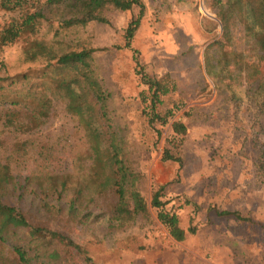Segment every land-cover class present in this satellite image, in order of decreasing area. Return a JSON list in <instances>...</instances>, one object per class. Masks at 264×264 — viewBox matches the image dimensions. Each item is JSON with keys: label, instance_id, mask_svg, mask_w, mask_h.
I'll return each instance as SVG.
<instances>
[{"label": "rangeland", "instance_id": "1", "mask_svg": "<svg viewBox=\"0 0 264 264\" xmlns=\"http://www.w3.org/2000/svg\"><path fill=\"white\" fill-rule=\"evenodd\" d=\"M143 3L131 49L124 47V34L138 7H109L103 11L108 22L71 27L61 26L69 15L65 4L27 0L15 11L0 7V29L26 11L41 10L34 38L57 57L92 48V71L104 91V99L97 101L103 116L96 111L72 114L60 86L74 75L71 70L57 69L56 59L43 56L25 61L23 49L33 38L28 35L0 49V93L15 88L8 87L12 76L27 72L29 83L43 82L51 99L48 117L28 130L18 121H26L30 110L0 101V165L9 163L17 182L14 189L7 185L0 199L31 224L67 236L75 256L69 258L72 264H264V76L247 80V71L238 70L250 61L264 67V42L258 41L264 36V0ZM133 50L151 75L167 73L177 82L175 97L182 105L175 116L188 128L181 165L161 160L169 127L157 138L141 114L142 86ZM221 51L232 55L229 75L220 72ZM12 111L16 128L4 124V114ZM86 122L101 134L103 147L112 134L123 145L148 202L153 183L166 185V198L177 208L180 225L194 226L193 234L176 241L151 209L148 217L137 214L126 221L120 216L114 189L100 185L106 176L94 168V138ZM65 176L68 184L58 195L52 183ZM79 188L73 218L69 207ZM124 207L131 212L130 202ZM217 211L238 212L251 221ZM18 234L22 238L24 231ZM57 246L47 245L40 252L26 247V264H57L44 255ZM14 257L11 246L0 243V264H22Z\"/></svg>", "mask_w": 264, "mask_h": 264}, {"label": "trees", "instance_id": "2", "mask_svg": "<svg viewBox=\"0 0 264 264\" xmlns=\"http://www.w3.org/2000/svg\"><path fill=\"white\" fill-rule=\"evenodd\" d=\"M26 1L0 0V7L6 11H15L22 8ZM47 2L50 4H65L68 7L69 15L61 21L62 27L84 26L93 21L106 23L108 19L103 11L109 7L121 11H128L138 7V15L132 17L125 28L124 47L130 49L131 40L139 27L144 8L143 0H47ZM41 17H43L41 10L26 11L20 14L18 18L4 24L0 29V49L3 46L17 42L24 35L33 37L27 44L30 45L29 48L25 47L23 49L25 61H34L39 56L46 57L47 60L56 59L54 67L63 71L71 70L74 74L68 79H64L60 85L67 99V110L78 116L87 115L92 111H96L103 116L102 107L99 106L97 108V101L104 99V91L92 71L91 53L93 49L81 47L80 50L63 53L57 57L43 40L34 38L37 32V22ZM221 18L223 19V17ZM223 28L226 33L228 31L226 24H224ZM259 38V42H264V36L261 35V39ZM221 44L220 40L215 42V45H218L220 49ZM229 57L232 58V55L228 51H221L220 55H218L222 74L223 71L227 75L233 72L228 65ZM132 58L135 73L139 75L142 86L138 93V98L144 120L148 125L153 126L157 138L167 126L170 130L167 143L162 151L161 160L181 165L183 160L182 147L188 128L185 121L175 116L182 105V99L175 97L178 89L177 82L167 73L151 75L146 70L145 65L138 59L135 50H133ZM238 70L247 71L245 73L247 80H256L264 76V67H261L255 61H250L242 68L239 67ZM222 78H224L223 75L221 76ZM29 80L27 72L12 76L8 82V87L12 85L15 88L13 90L7 89L6 92L0 93L1 102H7L9 106L15 108H27L26 110H30V115L27 114L23 117L28 118L26 121L23 119L18 121L19 125L26 128L25 130L34 128L40 120L47 118L51 104L50 97L42 89L44 83L33 84L32 82L29 83ZM9 92L13 94L8 98ZM231 98H236L234 93ZM15 115L16 111L5 113L4 124L16 128L18 125L15 123ZM20 115L22 116V114ZM84 127L94 138L92 143L94 168L105 172V180L100 185H109L114 189L119 199L118 213L124 220L129 221L137 214L148 217L151 209L155 212L157 220L166 227L171 237L176 241H182L187 234L195 232L194 226L184 229L180 225L177 208L173 204L169 205L170 199L166 198L165 184L153 183L151 185L148 202L146 195L138 187L140 175L131 169L129 159L122 150L123 145H118L114 134L110 135L108 143H105L103 147L101 134L92 127L91 122L84 123ZM97 173L98 171H96ZM10 184L12 185L11 188L14 189L17 182L14 181V177L9 171V163H5L0 165V196L5 189L7 190V185ZM56 184L52 183L54 190L58 195H61L62 190L68 184L67 177L65 176ZM80 190V188L77 189L69 207V215L73 218L78 214L75 201L80 198ZM127 201L131 204V212L129 213L124 212V204ZM217 214L233 215L238 219L251 221L250 217L241 216L238 212L217 211ZM19 231H24L22 238L18 234ZM0 243H6V245L11 246V250H13L15 255L14 258L22 264H26V247H33L40 252L47 245H59L50 252L43 253L48 259L58 261L57 264H68L67 261L70 257L75 259L71 249L72 242L67 236L60 232L31 224L22 212L14 206L2 202L1 199ZM70 263H74V260L70 261Z\"/></svg>", "mask_w": 264, "mask_h": 264}]
</instances>
